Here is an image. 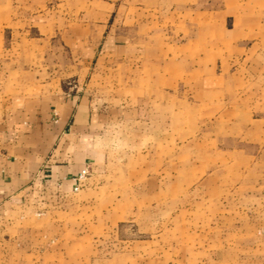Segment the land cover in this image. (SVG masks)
Here are the masks:
<instances>
[{
    "label": "crops",
    "instance_id": "obj_1",
    "mask_svg": "<svg viewBox=\"0 0 264 264\" xmlns=\"http://www.w3.org/2000/svg\"><path fill=\"white\" fill-rule=\"evenodd\" d=\"M263 29L264 0H0V264L14 232L70 217L117 121L152 120L180 88L235 89L230 107L264 115L263 83L212 74Z\"/></svg>",
    "mask_w": 264,
    "mask_h": 264
},
{
    "label": "rangeland",
    "instance_id": "obj_2",
    "mask_svg": "<svg viewBox=\"0 0 264 264\" xmlns=\"http://www.w3.org/2000/svg\"><path fill=\"white\" fill-rule=\"evenodd\" d=\"M261 35L212 74L264 84ZM237 92L180 88L152 120L117 121L70 217L14 232L8 264H264V115L230 107Z\"/></svg>",
    "mask_w": 264,
    "mask_h": 264
},
{
    "label": "built area",
    "instance_id": "obj_3",
    "mask_svg": "<svg viewBox=\"0 0 264 264\" xmlns=\"http://www.w3.org/2000/svg\"><path fill=\"white\" fill-rule=\"evenodd\" d=\"M89 174V168L84 169L76 178L77 185L74 188L75 192H78L81 188L82 181L87 177Z\"/></svg>",
    "mask_w": 264,
    "mask_h": 264
}]
</instances>
